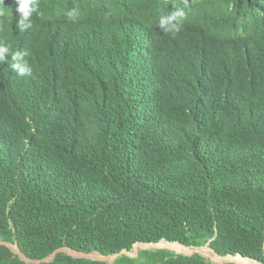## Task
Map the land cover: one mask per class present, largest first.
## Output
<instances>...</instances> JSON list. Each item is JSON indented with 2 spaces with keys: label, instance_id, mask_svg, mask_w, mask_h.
I'll return each instance as SVG.
<instances>
[{
  "label": "trees",
  "instance_id": "16d2710c",
  "mask_svg": "<svg viewBox=\"0 0 264 264\" xmlns=\"http://www.w3.org/2000/svg\"><path fill=\"white\" fill-rule=\"evenodd\" d=\"M3 2L0 264H264V0Z\"/></svg>",
  "mask_w": 264,
  "mask_h": 264
},
{
  "label": "rangeland",
  "instance_id": "374dc122",
  "mask_svg": "<svg viewBox=\"0 0 264 264\" xmlns=\"http://www.w3.org/2000/svg\"><path fill=\"white\" fill-rule=\"evenodd\" d=\"M161 244H163V246H161V247H154V246H148V245H137L133 248V250L127 256H129L130 258H133L135 261V264H145L148 262V261H146L147 259L143 258V261L138 259V257L141 255V253L143 251L169 250V251H171L177 255H186V256L201 253L202 255L205 256V258L207 260H209L213 264H237L236 262H238V261L233 262V261L224 260L227 258L229 259V257H231V256H228L227 258H222V259L219 256L220 257L219 258L217 256L216 252H214L210 248L209 245H207L205 247H200V248L185 247V249H187L188 251H186L185 249H181L180 251H178V250H175L173 247L169 246L168 242L163 241V243H161ZM8 245L15 254H17V255L19 254V248L16 245H12V244H8ZM62 252L66 253L68 255L69 254L74 255L75 257H78V258H85V259H89V260H93V261H102V262H106L108 264H115L116 260L118 258H120V257H116V256L103 257L101 254H98V253H93L90 256H86L84 254L74 253V252L67 250V249L62 250ZM110 258H112V259H110ZM238 263L242 264L241 262H238ZM254 263L255 264H262V263H259L257 261H254Z\"/></svg>",
  "mask_w": 264,
  "mask_h": 264
},
{
  "label": "clouds",
  "instance_id": "9594fccd",
  "mask_svg": "<svg viewBox=\"0 0 264 264\" xmlns=\"http://www.w3.org/2000/svg\"><path fill=\"white\" fill-rule=\"evenodd\" d=\"M17 2V26L18 28L23 31L29 28L30 25V18L34 12L38 9L37 0H16ZM6 11L4 7L3 0H0V13ZM71 15V13H69ZM10 50L7 46L0 45V60H4L6 54H9ZM21 52H13L11 53V59L13 61L12 68L13 70L17 71L20 75H30L31 74V67L25 62L21 64L19 61L22 58ZM162 243V242H161ZM160 244V243H158ZM178 244V243H176Z\"/></svg>",
  "mask_w": 264,
  "mask_h": 264
},
{
  "label": "water",
  "instance_id": "95a60500",
  "mask_svg": "<svg viewBox=\"0 0 264 264\" xmlns=\"http://www.w3.org/2000/svg\"><path fill=\"white\" fill-rule=\"evenodd\" d=\"M0 244H5V243H0ZM178 244H180V243H178ZM8 247H9V245L8 244H6ZM137 245H148V246H151V245H158V244H156V243H152V244H136L135 246H137ZM180 245H182V246H184L183 244H180ZM134 246V247H135ZM185 247V246H184ZM10 248V247H9ZM11 249V248H10ZM64 249H66V248H64ZM64 249H60V250H58L56 253H54L51 257H49V258H47V259H45V260H41V261H30V260H28L26 257H25V255H23L22 253H21V251L19 250V254L18 255H20L21 257H22V259L23 260H25V261H27V262H31V263H36V264H41V263H48V262H52L54 259H55V257H56V255L59 253V252H62V250H64ZM67 250H70V251H72V252H74V253H78V252H76V251H74V250H72V249H67ZM214 251V250H213ZM215 252V251H214ZM79 254H84V255H86V256H90L91 254H93V253H91V254H86V253H79ZM99 254V253H98ZM128 254H130V251H124V252H121V253H119V254H116V255H113V256H116V257H120V256H122V255H128ZM199 255H201V256H203L204 258H205V256L204 255H202L201 253H198ZM217 254V253H216ZM70 255V254H69ZM193 255H195V254H193ZM193 255H190V256H193ZM218 255V254H217ZM70 256H72V257H74V258H78V257H75L74 255H70ZM103 257H110V256H104V255H102ZM186 256V255H185ZM218 256H220V255H218ZM221 258H227L228 256H226V257H223V256H220ZM232 257V256H231ZM237 257H241V258H243L242 256H235L234 258H237ZM243 259H249V258H243ZM251 260V259H250Z\"/></svg>",
  "mask_w": 264,
  "mask_h": 264
},
{
  "label": "bare ground",
  "instance_id": "6f19581e",
  "mask_svg": "<svg viewBox=\"0 0 264 264\" xmlns=\"http://www.w3.org/2000/svg\"><path fill=\"white\" fill-rule=\"evenodd\" d=\"M162 25V24H161ZM169 246H171V247H173L175 250H178V251H180L181 249H185V247L184 246H181V245H178V246H180V247H183V248H179V247H176L174 244H168ZM151 246H154V247H161V246H163V245H151ZM164 248V247H163ZM186 251H188L187 249H185ZM218 256V255H217ZM219 257V256H218ZM220 258V257H219ZM104 259V258H103ZM110 259H112V258H110ZM222 259V258H221ZM224 260H227V261H233V262H236V261H238V262H241L242 264H250V263H248L245 259H243V258H241V257H237V258H233V257H229V259L227 258V259H224ZM253 261V260H252ZM238 262H236V263H238ZM239 264V263H238Z\"/></svg>",
  "mask_w": 264,
  "mask_h": 264
}]
</instances>
